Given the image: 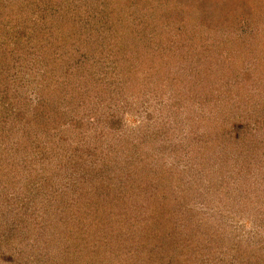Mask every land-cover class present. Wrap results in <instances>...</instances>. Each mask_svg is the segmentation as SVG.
<instances>
[{
	"label": "rangeland",
	"instance_id": "1",
	"mask_svg": "<svg viewBox=\"0 0 264 264\" xmlns=\"http://www.w3.org/2000/svg\"><path fill=\"white\" fill-rule=\"evenodd\" d=\"M74 2L107 46L0 37V264H264V0Z\"/></svg>",
	"mask_w": 264,
	"mask_h": 264
},
{
	"label": "trees",
	"instance_id": "2",
	"mask_svg": "<svg viewBox=\"0 0 264 264\" xmlns=\"http://www.w3.org/2000/svg\"><path fill=\"white\" fill-rule=\"evenodd\" d=\"M90 1H91V4L95 3V7H97L96 3L98 0H90ZM0 6H4L5 8H7L5 13L0 14L2 16V22L0 23V37L3 38L4 42H6L4 44L5 46H8L10 43H12V45H15V46L17 44L23 45L29 40L26 37V32L24 31V29L23 28L18 29L19 27L18 23H20L21 21L22 22L27 21V19L29 20L31 19V46H34V48L35 47L36 48L45 47L46 41L43 39V35H45L43 34V31L45 27H48V25H50L49 29H54L57 26H59L58 32H60L61 35L63 34L62 37H64L62 40V44H61L62 47L65 45V43L67 46H69L68 42H71L73 41V39H76V38L80 40L79 43H77L78 44L77 48L78 49L81 48V50L86 47H89V48L92 47L93 51L94 49L96 51V47L99 46V42L101 40L105 42L106 46L108 45L106 43L108 41L107 36H104L102 39H99L97 37L91 38L92 36H90V33H94L93 35H96L100 30V26L107 25L109 21L105 20L106 23L101 24L99 20L98 21L95 20L98 25V28L95 29L94 28V25L96 26L95 22L92 23L91 21H89L90 18H92L94 15V8L83 10L81 9V6L80 7L77 6V3L74 2V0H14L13 3H6L4 0H0ZM67 7H70L69 11ZM158 7L159 6L156 7L157 10H158ZM65 8L67 9V12ZM156 8H154L153 10L150 9L148 13V16L152 20H154L155 18L157 20L160 19L159 15H156L155 13H153L155 12ZM138 11H139L138 13L141 14L139 16L141 19H143V17H147V16H144L145 12L143 9H140ZM61 16H62V20H58L61 18ZM59 22H62V23H59ZM161 24H162V21H161ZM114 30L118 34L117 27H115ZM4 31L7 33H5ZM143 31H144V28L140 29V33ZM162 32L164 35V31ZM70 34H73L72 37L75 36L76 38L68 39ZM80 43L83 47H81ZM120 45L121 44H118V47H117L119 48L118 53H120L121 50L125 48L127 49L129 47L128 44H126L125 42H122L121 47ZM104 48L107 49V47H104ZM157 50H158L157 46L156 48H153L152 55H155ZM160 54L161 55H156L158 61H162L161 58L164 55L161 52ZM168 60H169V57L166 59V63L168 62ZM132 70L133 69L129 67L128 65L126 69H121L120 72L122 74V77L124 78L123 79L124 82L129 81L125 79L126 77L128 78L134 75ZM47 89L48 90H46L45 93L50 94V95L57 93V90H58L57 87L50 88V86L47 87ZM40 97H43V96H40ZM54 97L52 99H54ZM43 98H40L37 101V107H35L36 112L31 118V123H33V125L35 126L34 128L35 130L39 129L40 131L44 132L45 136H48V133L46 132H49L51 130L50 128H55L54 124H56L58 119H59L58 121L60 122L58 126L64 125L66 124V122L63 121L62 116H60V115L64 116V113L58 111L52 105L47 106V104L45 103L48 100H46V98L44 100Z\"/></svg>",
	"mask_w": 264,
	"mask_h": 264
}]
</instances>
